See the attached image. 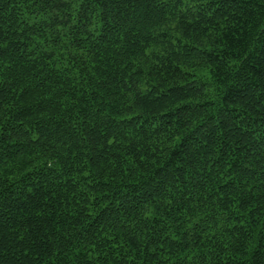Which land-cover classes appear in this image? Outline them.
<instances>
[{"label": "trees", "instance_id": "trees-1", "mask_svg": "<svg viewBox=\"0 0 264 264\" xmlns=\"http://www.w3.org/2000/svg\"><path fill=\"white\" fill-rule=\"evenodd\" d=\"M0 264H264V0H0Z\"/></svg>", "mask_w": 264, "mask_h": 264}]
</instances>
